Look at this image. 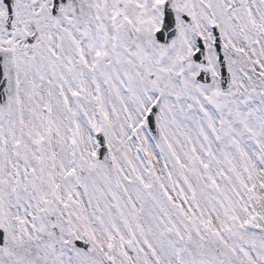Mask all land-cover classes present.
Masks as SVG:
<instances>
[{
	"label": "snow or ice",
	"instance_id": "6c2138e0",
	"mask_svg": "<svg viewBox=\"0 0 264 264\" xmlns=\"http://www.w3.org/2000/svg\"><path fill=\"white\" fill-rule=\"evenodd\" d=\"M0 264H264V0H0Z\"/></svg>",
	"mask_w": 264,
	"mask_h": 264
}]
</instances>
